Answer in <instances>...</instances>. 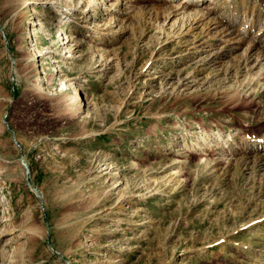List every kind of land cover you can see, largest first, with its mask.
Here are the masks:
<instances>
[{"label":"rangeland","instance_id":"rangeland-1","mask_svg":"<svg viewBox=\"0 0 264 264\" xmlns=\"http://www.w3.org/2000/svg\"><path fill=\"white\" fill-rule=\"evenodd\" d=\"M0 264H264V0H0Z\"/></svg>","mask_w":264,"mask_h":264},{"label":"bare ground","instance_id":"bare-ground-1","mask_svg":"<svg viewBox=\"0 0 264 264\" xmlns=\"http://www.w3.org/2000/svg\"><path fill=\"white\" fill-rule=\"evenodd\" d=\"M188 2H190V1H188ZM192 2H193V1H192ZM124 4H125L126 6H128L127 3H124ZM128 7H129V6H128ZM128 7H126V8H128ZM129 8H130V7H129ZM78 98H79L78 96H74V97H73V100H72V103H74V102L76 103ZM82 99H83V98H82Z\"/></svg>","mask_w":264,"mask_h":264}]
</instances>
